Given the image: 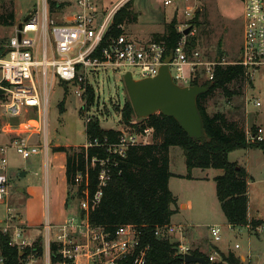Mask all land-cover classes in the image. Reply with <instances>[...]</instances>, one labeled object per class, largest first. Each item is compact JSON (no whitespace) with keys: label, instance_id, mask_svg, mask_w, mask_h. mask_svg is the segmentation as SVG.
Returning a JSON list of instances; mask_svg holds the SVG:
<instances>
[{"label":"built area","instance_id":"1","mask_svg":"<svg viewBox=\"0 0 264 264\" xmlns=\"http://www.w3.org/2000/svg\"><path fill=\"white\" fill-rule=\"evenodd\" d=\"M66 5L62 12L64 23H56L49 17L48 0H42L41 8L31 10L26 18L13 27V32L4 44L0 55V114L18 116L23 108H35L41 116L40 132L46 130L45 93L48 91V78H57L64 83L78 85L75 95L81 98L86 86H91L88 73L95 74L99 68L111 67L123 74L130 73L135 80L154 78L169 55L163 43L145 41L126 35L123 31L118 37L110 38L98 51V47L111 25L115 13L129 0H121L104 16L98 24V8L94 0H51ZM160 5L168 7L173 4H184V15L193 17L194 9L199 8V0H158ZM196 3V7L195 4ZM243 17V36L237 60L230 65H238L244 70L245 85H253L255 76L264 81V0H241ZM75 8L76 12H71ZM181 37L171 51L172 60L168 64L172 80L179 86H191L195 72H201L199 82L211 81L213 69L218 62H204L196 49H190L188 42L195 36V29H189L184 35L186 26L176 29ZM194 73V75H193ZM42 77V87L34 75ZM247 101V100H246ZM255 107L261 103L255 99ZM85 112V123L91 118ZM263 130L257 128L255 134L246 131L248 142H261ZM153 130L144 128L137 136L122 135L116 142L101 144L97 139L88 142L83 148H106L107 158L92 157L90 165L97 167L98 191L90 200L87 194L89 171L78 173L74 179L76 188L83 185L81 214L79 217H68L62 224L55 225L45 220L40 226L29 228L21 224V219L7 204L10 180L8 176V153L13 150L22 160L37 156L43 150L47 156L48 145H33L19 138L9 137L0 131V204L5 207V218L0 232L9 237L8 245L18 252L17 264H117L131 258L130 264H146L145 250L136 251L139 247L138 234L132 225L119 227L114 235L102 228L92 227L88 222L90 202L95 205L101 197V188L111 178V167H116L120 159L125 158L128 149L136 145L149 144ZM112 159V163L109 159ZM31 232H36L30 237ZM176 232L173 225L157 227L154 235L158 238L171 237ZM211 235L217 242L220 240L219 228L210 227ZM53 246L55 249H53ZM235 248H238L236 245ZM179 252L189 254V247L179 243ZM209 256L210 262H216ZM220 263L227 264L220 260ZM0 264H7L0 247ZM243 264V263H242ZM245 264V263H244Z\"/></svg>","mask_w":264,"mask_h":264},{"label":"rangeland","instance_id":"2","mask_svg":"<svg viewBox=\"0 0 264 264\" xmlns=\"http://www.w3.org/2000/svg\"><path fill=\"white\" fill-rule=\"evenodd\" d=\"M98 8V24L104 16L121 0H94ZM192 1L191 3H194ZM199 15L193 17L184 15V4H173L168 7L160 5L158 0H132V9L138 14L137 21L124 25V32L128 36L149 41L153 34H162L164 24L176 17L175 28L186 26V29H195V50L201 54L204 62L220 61L224 65L232 64L237 60L243 36V17L241 0H199ZM196 7V3L194 4ZM42 0H3L0 3V14L12 11L15 23L12 27L0 26V43L9 39L13 27L21 23L28 13L41 8ZM64 8L62 12L66 11ZM73 8L71 12H76ZM56 23H64L69 19L61 14L50 16ZM195 22V23H194ZM196 24L197 27H196ZM197 40V46H196ZM123 73L111 67L99 68L95 74L88 73L90 87L94 96L86 95V89L80 97L75 95L78 85L64 83L57 78H48L46 105V130L40 132L41 116L35 108H23L21 114L13 116L0 114V131L9 136L19 135V138L33 145L44 143L48 145L47 156L43 150L37 156L22 160L13 150L8 153V176L10 180L9 198L7 204L21 224L34 228L43 220L48 211L50 222L62 221L67 217H79L81 214V200L76 197L74 188L65 193L63 171L53 164L52 148L54 145L80 148L88 142L84 134L85 112L91 120H98L103 130L122 132V135H140L142 128L139 119L134 115L127 123L122 119L121 111L129 98L123 82ZM194 75V73H193ZM195 78V77H194ZM192 77V80L194 79ZM34 79L42 87V77ZM257 99L261 106L255 107L253 101ZM247 100V101H246ZM207 113L212 115L221 112L229 121L236 122L245 132L252 128H261L264 140V81L255 76L253 85H245L242 94L225 99L219 92L207 98L205 102ZM1 112V111H0ZM153 142V138L148 140ZM251 143V142H250ZM171 171L175 174L186 175V165L182 150L171 148ZM228 160L237 167L248 171V213L254 220H264V155L258 149L238 150L228 155ZM47 168V174H46ZM26 173L20 176L21 173ZM220 170H195V178L190 181L185 178L174 177L169 180V189L175 196L177 203H191V208L180 209L171 218L176 232L169 237L171 242L189 245V251H196V243L205 256H214L215 260H225L232 256L235 264H264V225L255 230L242 227H230L226 224L219 203L216 199L213 180L209 183L196 181V175H207L209 178L220 175ZM47 175V177H46ZM47 180V185H46ZM27 187L40 188L43 195L41 209H31L23 194ZM66 196V207L62 204V196ZM73 196V198H72ZM174 208V207H173ZM176 208V207H175ZM5 218V207L0 204V226ZM43 222V221H42ZM219 228L220 240L215 241L210 227ZM36 232H31L34 237ZM238 248H235V246ZM188 247V246H187ZM223 256V258H222ZM243 256L241 259L240 257ZM222 264V263H220ZM230 264V263H227Z\"/></svg>","mask_w":264,"mask_h":264},{"label":"trees","instance_id":"3","mask_svg":"<svg viewBox=\"0 0 264 264\" xmlns=\"http://www.w3.org/2000/svg\"><path fill=\"white\" fill-rule=\"evenodd\" d=\"M0 3H3V0H0ZM65 6L48 0L49 17L60 14ZM198 15L199 13H196L195 17ZM137 18L138 14L132 9V0L127 1L115 13L98 51L110 38L123 33L119 26L133 24ZM174 19L176 17L164 24L162 34H153L150 39L152 42L163 43L167 54L173 51L181 37L175 28ZM14 23L15 16L12 11L0 14L1 27H12ZM5 43L6 41L0 43V55L4 52ZM188 45L190 49L195 48L194 37L189 39ZM216 62L221 63L219 60ZM200 73L195 72L191 85L208 87L206 93L197 97V107L208 141L190 139L173 118L161 114L139 119L140 128L153 130V142L130 147L125 158L120 159L116 167H111L110 181L101 188L99 201L95 205L90 202L89 205L88 222L92 227L102 228L112 236L121 226L132 225L135 228L139 236L136 254L139 250L146 249V264H186L184 255L179 252V242H171L168 237L158 238L154 231L157 227L170 225L171 218L176 213L177 200L168 188L169 179L178 177L190 180L193 169H214L222 172L213 181L216 199L228 226L232 228L245 226L255 230L264 225V220L248 217L246 171L228 160V155L238 150L258 149L264 155V140L248 142L245 131L236 122L229 121L221 112L209 115L205 107L207 98L217 92L227 100L241 95L245 84L244 70L238 65L218 64L213 69V79L205 82H199V78H196ZM86 95L90 97V101L93 99L94 92L90 86L87 87ZM134 115L131 104L125 103L121 111L122 119L128 123ZM255 132L256 129L252 128V133ZM84 134L87 142L97 139L101 144H104L105 140L107 144L116 142L121 136L119 131L101 129L98 120L94 119L87 124ZM174 147L183 152L187 170L185 176H175L169 171V149ZM105 149L101 147L85 150L83 147L75 149L63 146L52 148V153L65 155L66 185L68 189H75L76 197L79 199L84 197L83 185L76 188L74 181L76 175L88 169L87 194L92 200L98 191V179L97 167L92 168L90 160L94 156L106 159ZM109 162L112 163L111 158ZM8 242L9 237L0 232V247L7 264H17L18 252L10 247ZM189 254L204 258L207 264H220L210 262L207 256L197 251H189ZM131 261L132 257L117 264H130ZM224 261L235 264L232 256Z\"/></svg>","mask_w":264,"mask_h":264},{"label":"water","instance_id":"4","mask_svg":"<svg viewBox=\"0 0 264 264\" xmlns=\"http://www.w3.org/2000/svg\"><path fill=\"white\" fill-rule=\"evenodd\" d=\"M200 8L195 10L199 13ZM189 29L184 31L188 34ZM172 60L169 54L154 78L135 80L130 73L123 75L126 92L135 116L142 120L155 114L173 118L179 127L192 140L208 141L202 119L197 107V97L208 91L204 86H179L172 80L168 64ZM21 173L20 176H24ZM186 264H207L202 257L185 254Z\"/></svg>","mask_w":264,"mask_h":264},{"label":"crops","instance_id":"5","mask_svg":"<svg viewBox=\"0 0 264 264\" xmlns=\"http://www.w3.org/2000/svg\"><path fill=\"white\" fill-rule=\"evenodd\" d=\"M240 48H239V50H240ZM238 54H239V51H238ZM9 137H11V136H9ZM54 147H59V146H57V145L55 146L54 145ZM170 153H171V148L169 149V171L173 175L178 176L177 174H175V173H173L171 171V157H170L171 155H170ZM51 154H52L53 164L57 165V166H54V167L56 169H57V167H59V169L63 171V178H64V181H65V176H64L65 155L63 153H51ZM195 170H201V169H193L191 171V173H190V175H191L190 181H192L195 178V176H194V171ZM207 170H209V169H206L204 171H207ZM47 171L48 170L46 168V174H47ZM245 171L248 174V171L247 170H245ZM25 175H26V173H25ZM179 176H185V175H179ZM216 176H219V175L212 176L211 178H209L207 175H204V174L203 175H198V176L196 175V181L203 182V183H209V181L213 180ZM46 177H47V175H46ZM172 178H174V177H172ZM46 185H47V180H46ZM65 187H66L65 193L67 194L68 193V187L66 185V181H65ZM168 188H169V181H168ZM214 191H215V187H214ZM17 192H20V193L23 194L24 198L27 200L28 207H30L31 209L32 208L33 209H41V205H42L41 201H42L43 195L41 193V189L40 188L27 187L26 192L24 190H21V189H18ZM72 198H73V196H72ZM62 204H63V206L65 205V207H66V196L65 195L62 196ZM189 208H191V203L190 202H187L186 204H182V203L179 202V205H178V203L176 201V208L175 209H176L177 212L180 209H189ZM248 209H249V206H248ZM46 216L48 217V220L50 221V216L48 214V211H46L45 212V216L43 215V220H41V216H40V221H39L38 225H36V227L40 226L42 224V221L45 220ZM248 217H249V213H248ZM67 218H65V219H67ZM65 219L62 220V221H56V222H52V223L55 224V225H59V224H62L65 221ZM249 219H251V218L249 217ZM170 224L172 225V223H170ZM187 246L189 247V245H187ZM196 251L199 252V253H203V251H201V249L197 245V243H196ZM240 258L242 259L243 256H241Z\"/></svg>","mask_w":264,"mask_h":264}]
</instances>
